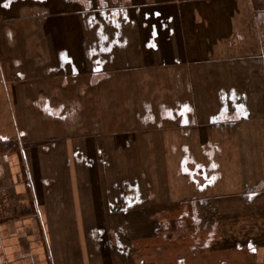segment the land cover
<instances>
[{"label": "crops", "instance_id": "crops-1", "mask_svg": "<svg viewBox=\"0 0 264 264\" xmlns=\"http://www.w3.org/2000/svg\"><path fill=\"white\" fill-rule=\"evenodd\" d=\"M263 86L264 0H0V264H225Z\"/></svg>", "mask_w": 264, "mask_h": 264}, {"label": "rangeland", "instance_id": "rangeland-1", "mask_svg": "<svg viewBox=\"0 0 264 264\" xmlns=\"http://www.w3.org/2000/svg\"><path fill=\"white\" fill-rule=\"evenodd\" d=\"M260 92L250 96V122L243 123L239 129L226 131L230 142L235 146V154L227 152L226 156L229 160H235V175L240 179V192L232 195L225 192L221 200H212V209L206 208L207 213L204 212L200 217L208 224V228L199 231L198 239L205 240L208 231L215 224L216 242L225 250V264H264L263 258L261 261L260 257L250 255L246 249L242 252L237 250L238 246H249L252 241L256 242L258 248H264V86ZM241 105L247 106V102H242ZM209 108L216 110L214 106ZM210 114L213 115L197 113L198 124L206 125ZM184 115L185 113L182 114L183 117ZM149 152L151 157L154 153L157 154L156 158L160 157L159 152ZM247 183L257 185V197L244 198V185ZM248 199L252 200L247 201Z\"/></svg>", "mask_w": 264, "mask_h": 264}, {"label": "snow or ice", "instance_id": "snow-or-ice-1", "mask_svg": "<svg viewBox=\"0 0 264 264\" xmlns=\"http://www.w3.org/2000/svg\"><path fill=\"white\" fill-rule=\"evenodd\" d=\"M197 167H199V165H197Z\"/></svg>", "mask_w": 264, "mask_h": 264}]
</instances>
